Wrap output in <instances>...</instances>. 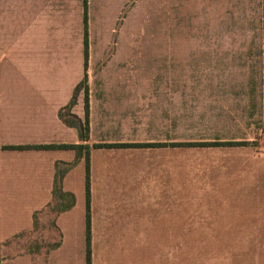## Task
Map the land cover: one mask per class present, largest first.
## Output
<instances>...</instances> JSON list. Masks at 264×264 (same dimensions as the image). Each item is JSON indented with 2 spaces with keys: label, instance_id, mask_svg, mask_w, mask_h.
<instances>
[{
  "label": "crops",
  "instance_id": "0c3cea01",
  "mask_svg": "<svg viewBox=\"0 0 264 264\" xmlns=\"http://www.w3.org/2000/svg\"><path fill=\"white\" fill-rule=\"evenodd\" d=\"M262 3L0 0V53L56 51L50 41L32 48L34 45L18 44L12 38L69 36L70 30L100 38L97 49L89 46L85 51L110 52V47H118L116 51L134 52L132 44L113 46L110 42L115 36H130L128 31L133 30L138 15L149 13L144 20L165 22L163 26L178 30H237L245 28L246 21L262 20ZM94 81L87 82L89 139L84 142L78 129L60 118L72 101L71 88L65 96L8 91L0 67V245L34 232L37 221L46 223L47 218L60 239L59 247L47 254L24 253L11 264H87L88 249L90 264H141L140 246L171 243L168 230L242 229L251 227L253 219L264 220L262 154L249 148H178L152 137L142 140L145 125L157 129L160 123L137 118L139 104L134 89H129L133 78H106L99 86ZM74 113L80 120L85 118L82 94ZM61 145L91 147L89 232L85 153L77 161L74 150L18 149ZM72 164L62 189L75 197V205L48 216L57 166ZM204 212L206 217H199ZM258 241L257 250L247 248L229 257L209 252L207 264H264V236Z\"/></svg>",
  "mask_w": 264,
  "mask_h": 264
},
{
  "label": "rangeland",
  "instance_id": "374dc122",
  "mask_svg": "<svg viewBox=\"0 0 264 264\" xmlns=\"http://www.w3.org/2000/svg\"><path fill=\"white\" fill-rule=\"evenodd\" d=\"M149 15L137 16L130 36L111 39L113 46L132 44L134 52L116 51L118 47H110V52L85 51L97 49L100 38L80 36L78 30L68 31L69 36L12 38L32 48L50 41L56 51L0 53L8 91L65 96L71 88L72 101L60 116L77 128L85 118L75 116V104L86 89L89 99L88 79L100 84L106 78H133L129 89H134L139 104L137 118L160 123L157 129L145 125L142 140L152 137L178 148H249L264 160V10L261 21H246V27L237 30H178L163 26L165 22L143 19ZM60 204L53 203L48 216H54ZM263 221L253 219L251 227L242 229L168 230L171 243L140 246V263L207 264L209 252L229 257L247 248L257 250L258 238L264 236ZM59 241L50 218L46 223L37 221L34 232L0 245V264H11L24 253L47 254Z\"/></svg>",
  "mask_w": 264,
  "mask_h": 264
},
{
  "label": "trees",
  "instance_id": "16d2710c",
  "mask_svg": "<svg viewBox=\"0 0 264 264\" xmlns=\"http://www.w3.org/2000/svg\"><path fill=\"white\" fill-rule=\"evenodd\" d=\"M61 118V116H60ZM63 121V120H62ZM65 123V122H64ZM68 125V124H67ZM83 125V126H82ZM78 128L80 139L84 142H87L89 139V102H88V90H85V121L84 124H80ZM94 148H114L111 145H95ZM18 149H64V150H74L76 151L78 158L85 153L87 160V175H86V192H87V229L89 232L90 229V176H89V152L91 147L89 145H61V146H46V147H19ZM76 161V162H77ZM75 164L72 165H58L57 172L54 181V189H53V203H61L59 209L55 211L56 214H60L66 212L74 207L75 205V197L71 194H66L62 189V181L66 171L71 169ZM63 167V170L60 171V168ZM53 203L50 205H53ZM37 226V224H35ZM89 240V234H88ZM89 245V243H88ZM59 244H57L54 249L58 248ZM87 264H90V256L88 249V261Z\"/></svg>",
  "mask_w": 264,
  "mask_h": 264
}]
</instances>
